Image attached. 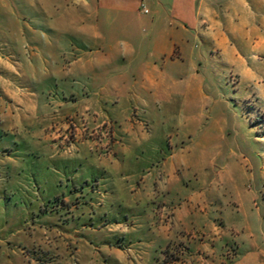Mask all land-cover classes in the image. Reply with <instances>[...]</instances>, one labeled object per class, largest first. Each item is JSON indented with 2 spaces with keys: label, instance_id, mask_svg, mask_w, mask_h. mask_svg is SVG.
Returning <instances> with one entry per match:
<instances>
[{
  "label": "rangeland",
  "instance_id": "374dc122",
  "mask_svg": "<svg viewBox=\"0 0 264 264\" xmlns=\"http://www.w3.org/2000/svg\"><path fill=\"white\" fill-rule=\"evenodd\" d=\"M16 1L13 12L27 11ZM49 1L54 14L84 11L81 0ZM141 1L139 19L131 0H95L87 12L100 21L87 24L102 39L77 25L61 35L71 57L106 58L115 44L114 62L56 76L42 66L39 81L30 66L7 73L19 121L35 116L32 92L40 118L57 119L38 131L48 145L0 129V264H264V0H189L208 22L176 32L177 65L151 81L139 71L174 44V28L160 15L147 25L163 0Z\"/></svg>",
  "mask_w": 264,
  "mask_h": 264
},
{
  "label": "crops",
  "instance_id": "0c3cea01",
  "mask_svg": "<svg viewBox=\"0 0 264 264\" xmlns=\"http://www.w3.org/2000/svg\"><path fill=\"white\" fill-rule=\"evenodd\" d=\"M23 2V6L27 9V11H20L19 13L13 12L12 7H14V3L16 0H0V12L4 10V21L1 19L3 16L0 15V129H8L9 127L12 129H22L23 133L26 135L33 136L39 139V130H44L46 126L43 123L53 122L54 119H57L55 115H52L48 111H44L43 119L40 118L38 112L39 102H34L33 100V92L29 96V100H25L24 104H28L30 106L29 113H34L29 119L23 121L17 118L16 111L11 110L14 108L13 105L16 106V109L19 107L22 108V103L17 102L18 91L15 87L14 90H11L8 81L10 77L7 75L8 72L15 73L14 66L18 69L23 66H30L31 71L29 72L32 80L39 75V68L42 66L47 67V71L45 72L47 75L56 76V71L62 74L70 71L73 66H79V71H82L87 65H93L97 63H102L104 61L114 62V56H117L118 52L115 50V44L111 43L107 49L111 50L112 53L106 55V58L99 57V50H96L95 56L93 59L87 57V53L84 55L77 54V56L71 57V44L70 39L61 37V35L70 34L72 32V26H76L77 31L79 34L82 35H94L96 39H102V33L99 30L98 26L87 24V18L92 17L93 21L99 23L100 15L95 14L88 15L87 8L91 7L95 0H81L83 4V13H72L71 10L58 12L54 14V12L49 11L51 5H49V0H41L42 1V15H44V19H40L39 21V13L37 11V7L32 0H19ZM164 1V2H163ZM162 2L157 3V8H163L162 11L157 9L154 14L147 19L145 22L147 25L156 24L157 18L160 15V18L163 19L166 27L169 29L174 28V31H170V35L174 40V44L168 43L165 45L160 52L155 50L154 52L149 53V57L153 56V63H149L147 61L145 63V69H141L139 71V75L143 77V81H151L153 77H158L159 79H164L167 76L165 69L166 66L174 67L177 65V50L179 51L182 48V43L177 40L176 32L180 30H185L189 32L192 30L188 26L189 22L191 21L194 25L198 19H202L203 23L207 24L206 16L209 15V9L206 8L207 14L202 16V13H199L196 10L195 6H189V0H163ZM196 1V0H195ZM39 3V0H37ZM133 2V4H132ZM141 0H131V11L130 13L134 14V17L142 19V14H145L140 11ZM49 6L47 8L46 6ZM108 4H112V0H107ZM20 3H18L19 5ZM12 5V6H11ZM16 5V4H15ZM17 5V6H18ZM171 5L172 10H168L167 7ZM16 7V6H15ZM39 7V6H38ZM46 7V8H45ZM99 7V6H98ZM100 8V7H99ZM98 11V9H97ZM6 12V13H5ZM1 14V13H0ZM162 14V15H161ZM58 19L59 22L56 20ZM142 22L141 20H139ZM13 22V24H12ZM8 23V24H7ZM59 23V24H58ZM58 24V25H57ZM138 26L140 23L138 22ZM147 31L144 29V32ZM226 29L222 32V38L226 41L227 34ZM131 35L129 36L126 46L127 51L130 55H132L133 59L136 57V53H140L141 49L138 48L136 44V37L143 34L142 28H134L131 30ZM145 34V33H144ZM57 35V36H56ZM263 44V41H261ZM156 45V44H155ZM153 45V46H155ZM172 45V46H171ZM85 46V45H84ZM25 47H29L32 49L33 54L26 56L22 53V49ZM87 49V48H86ZM104 49V48H101ZM174 51V52H173ZM160 58H163L164 66L160 70L157 68V63L159 62ZM152 66V68H151ZM27 74V76L29 75ZM135 74V73H134ZM138 74V73H137ZM23 76V73L21 74ZM136 75V74H135ZM38 80V77L36 78ZM32 91V90H31ZM35 95H38L37 93ZM7 99L10 100L12 107L9 111ZM68 100V98H66ZM16 103V104H15ZM69 104L62 105L63 108L68 106ZM86 108V107H85ZM38 114H35V112ZM85 111V110H84ZM71 112L70 106H68L67 110H65L64 116L69 115ZM63 116V117H64ZM45 117V118H44ZM59 117V116H58ZM62 118V117H61ZM9 125L7 126V124ZM18 125V126H17ZM41 140V139H39ZM49 139H42L41 141L48 145Z\"/></svg>",
  "mask_w": 264,
  "mask_h": 264
},
{
  "label": "built area",
  "instance_id": "2783aa9c",
  "mask_svg": "<svg viewBox=\"0 0 264 264\" xmlns=\"http://www.w3.org/2000/svg\"><path fill=\"white\" fill-rule=\"evenodd\" d=\"M140 11L143 13H149V9L146 7V5H144V3H141Z\"/></svg>",
  "mask_w": 264,
  "mask_h": 264
}]
</instances>
